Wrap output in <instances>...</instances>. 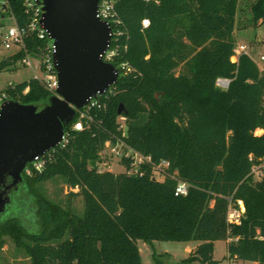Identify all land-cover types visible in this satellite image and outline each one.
Segmentation results:
<instances>
[{
  "label": "trees",
  "instance_id": "trees-1",
  "mask_svg": "<svg viewBox=\"0 0 264 264\" xmlns=\"http://www.w3.org/2000/svg\"><path fill=\"white\" fill-rule=\"evenodd\" d=\"M22 1L8 0L19 26L29 20ZM238 4L114 0L125 29L112 62L119 70L115 92L91 112L88 128L64 127L67 144L44 155L41 172H22L24 197L14 202H32L40 229L30 232L21 217H9L0 223V248L7 236L31 264H142L139 240L196 241L183 262L224 264L212 255L222 240L227 256L264 264V167L259 179L252 173L264 157V134L254 133L264 129V77L248 55L230 60ZM249 12L253 26L264 24V0H254ZM25 42L35 55L47 44L33 34ZM20 58L18 52L2 60L0 70ZM121 64L130 70L123 73ZM220 78L229 80L227 88L217 85ZM1 93L39 108L51 96L35 78ZM118 140L150 158L139 167L142 175L127 174L129 159L121 160L125 172L98 171L105 143ZM161 162L168 167L157 179L153 168ZM49 180L82 197V215L48 197ZM178 181L189 185L186 195L175 194ZM229 199L243 202L238 224L227 221Z\"/></svg>",
  "mask_w": 264,
  "mask_h": 264
},
{
  "label": "water",
  "instance_id": "water-1",
  "mask_svg": "<svg viewBox=\"0 0 264 264\" xmlns=\"http://www.w3.org/2000/svg\"><path fill=\"white\" fill-rule=\"evenodd\" d=\"M99 1L40 0L41 22L55 46L57 95L41 108L13 100L0 106V214L10 201L8 194L22 183L27 164L61 142L75 109L118 79L117 69L99 58L110 43L111 31L96 17ZM122 109L120 105L119 114Z\"/></svg>",
  "mask_w": 264,
  "mask_h": 264
},
{
  "label": "built area",
  "instance_id": "built-area-1",
  "mask_svg": "<svg viewBox=\"0 0 264 264\" xmlns=\"http://www.w3.org/2000/svg\"><path fill=\"white\" fill-rule=\"evenodd\" d=\"M22 3L26 13L29 15V20L24 26H19L14 15L10 12L8 0H0V46L6 50L15 48L11 56L19 52L21 54L19 62L33 71V78L37 79L50 92L51 96L57 95L56 89L58 87V79L53 64L55 46L53 40L49 37L48 32L44 29L43 23L41 22L43 10L40 0H23ZM96 17L100 21L107 23L111 30L110 43L99 58L105 63L112 64L114 58L118 54L120 37L125 35L124 26L121 20L116 16L114 0H100L98 3ZM147 25L148 21L144 20L143 26L146 27ZM32 34L40 40H47V44L44 49L36 55L32 52H28L25 42L26 38ZM241 54L248 55L257 65L260 75L264 77V35L257 37L254 42L250 43V47L245 46L244 44L235 45L233 55L230 60L232 62H236ZM252 55L256 56V60L252 58ZM114 68L117 69L116 67ZM120 69L123 73H127L130 70L125 64H121ZM117 71L119 76V70L117 69ZM228 84L229 80L227 79L220 78L217 80V85L221 88H227ZM114 92L115 87L112 85L102 94L97 93L94 97L89 98L87 103L82 108L75 109V116L68 124L70 126V130L82 131L88 128L93 120L91 112L94 110L104 109L106 106L105 101L110 95H113ZM4 101H6L5 95L1 93L0 106ZM261 109L262 113H264V90H262L261 94ZM122 127L123 125H120V128ZM254 133L256 135L264 134V129H257ZM68 135V131H65L64 128L62 140L57 147H64L67 144ZM54 149L50 151H53ZM106 152H108L109 155H114L120 160L129 159L131 161L130 168L126 169V172L129 175H142V172L139 171V167L144 163L150 162L149 157L142 156L129 146H126L121 140H118L115 144L106 142L104 149L100 152V161L97 164L99 172L110 171L111 169L105 162ZM44 155L35 157L32 162L27 164L24 172L27 175H31L32 172H41L45 164V159L43 158ZM249 159L252 160V156H249ZM167 167L168 163L161 162L153 168V173H159L163 177V171ZM262 167H264V157L259 159V164L253 165L252 173L254 176L258 175L257 177H260V170ZM188 187L189 185L186 182L178 181L175 187V194L186 195ZM244 212L245 209L241 200L232 201L229 199L227 211V221L229 223L238 224L244 216ZM233 260H236L235 255L232 257L227 256L226 264H230Z\"/></svg>",
  "mask_w": 264,
  "mask_h": 264
},
{
  "label": "rangeland",
  "instance_id": "rangeland-1",
  "mask_svg": "<svg viewBox=\"0 0 264 264\" xmlns=\"http://www.w3.org/2000/svg\"><path fill=\"white\" fill-rule=\"evenodd\" d=\"M254 0H239L238 10L235 15V29H234V42L235 45L244 44L250 47V43L254 42L257 37L264 35V24L259 21L255 26L251 24V15L249 7ZM15 48L6 50L0 46V62L14 52ZM256 60V56L252 55ZM33 71L26 66H23L19 61L0 70V91L4 90L9 85L27 81L33 78ZM124 119L119 118V125L124 126ZM105 162L111 168L110 171L114 174L125 172V167L122 165L121 160L114 155H109L106 152ZM108 170V169H106ZM157 179L163 177L159 173H154ZM255 175V179H259ZM43 190L49 198L58 200L62 205L70 202L71 207L78 212L79 215L83 214L84 205L81 196L70 197V189L65 187L61 180H49L43 184ZM77 189L72 190L76 192ZM24 191L21 189L20 193ZM22 197L23 194H22ZM24 201V200H23ZM19 201L11 208L5 215L0 218V223L9 217H21L24 226L30 232H38L39 225L36 222L35 211L32 202ZM5 243L0 248V264H31L29 258L25 253L18 249L14 243L7 236L1 237ZM139 253L142 264H191L190 262H183L191 253L196 249L198 242L196 241H160L155 240L145 242L139 240L138 243ZM213 258L227 263V244L225 241H217L213 246ZM230 264H251L250 262H243L241 260H233Z\"/></svg>",
  "mask_w": 264,
  "mask_h": 264
},
{
  "label": "flooded vegetation",
  "instance_id": "flooded-vegetation-1",
  "mask_svg": "<svg viewBox=\"0 0 264 264\" xmlns=\"http://www.w3.org/2000/svg\"><path fill=\"white\" fill-rule=\"evenodd\" d=\"M22 179H23V177H22ZM9 183H10V179L8 178L7 184H9ZM21 184L18 185L17 190H15V191L14 190H11V192L8 194V196L10 198V201H9L8 205H6V208H5L4 212L0 214V218L3 215H5L11 208L14 207V205H15V202L14 201L15 200H19L22 197V194L20 193V191H21V189H20Z\"/></svg>",
  "mask_w": 264,
  "mask_h": 264
},
{
  "label": "crops",
  "instance_id": "crops-1",
  "mask_svg": "<svg viewBox=\"0 0 264 264\" xmlns=\"http://www.w3.org/2000/svg\"><path fill=\"white\" fill-rule=\"evenodd\" d=\"M9 56H11V54H10ZM227 242H228V241H227ZM227 242H225V243L227 244ZM251 264H255V263H251Z\"/></svg>",
  "mask_w": 264,
  "mask_h": 264
}]
</instances>
